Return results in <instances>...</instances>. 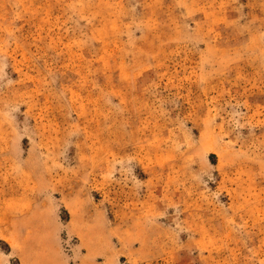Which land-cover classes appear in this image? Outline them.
Listing matches in <instances>:
<instances>
[{
    "label": "rangeland",
    "instance_id": "obj_1",
    "mask_svg": "<svg viewBox=\"0 0 264 264\" xmlns=\"http://www.w3.org/2000/svg\"><path fill=\"white\" fill-rule=\"evenodd\" d=\"M0 264H264V0H0Z\"/></svg>",
    "mask_w": 264,
    "mask_h": 264
}]
</instances>
